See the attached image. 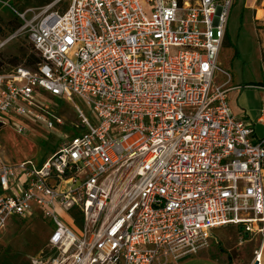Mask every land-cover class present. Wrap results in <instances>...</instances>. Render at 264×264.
<instances>
[{"label": "built area", "instance_id": "obj_1", "mask_svg": "<svg viewBox=\"0 0 264 264\" xmlns=\"http://www.w3.org/2000/svg\"><path fill=\"white\" fill-rule=\"evenodd\" d=\"M233 2L0 0L20 23L0 46L24 32L38 57L0 71V128L65 126L35 93L76 115L40 164L0 149V233L33 208L53 225L30 264H176L229 224L264 238V138L232 112L218 65Z\"/></svg>", "mask_w": 264, "mask_h": 264}, {"label": "rangeland", "instance_id": "obj_2", "mask_svg": "<svg viewBox=\"0 0 264 264\" xmlns=\"http://www.w3.org/2000/svg\"><path fill=\"white\" fill-rule=\"evenodd\" d=\"M4 1L18 10H25L39 9L51 0ZM257 9L262 13L259 18L256 16ZM30 15L28 13L27 17ZM0 16L5 22H15L13 20L15 16L6 5H0ZM228 27L231 30L232 43L227 45L225 38L218 57V65L229 71L231 84L240 83L239 87L242 88L244 84L248 86L264 79L261 72L264 69V49L262 48L264 0H234ZM13 33L5 31L1 34L0 43ZM23 53L31 54L32 48L27 34L20 32L17 37L0 46V58L5 60L3 69L9 70L14 66L12 58L15 56L20 58L17 63L22 64ZM220 81L221 78H215V82ZM35 94L41 103L64 119L65 126L48 129L45 122L27 121L26 131L21 134H17L11 126L0 128V149L9 161L32 159L40 164L63 142L64 132L71 134L73 131L70 124L75 122L76 115L71 101L60 100L46 94ZM74 101L90 119L93 115L91 109L78 98H74ZM65 222L69 224V218H65ZM52 227L51 221L43 217L38 208H33L32 212L24 217H10L0 233V264H30L29 256L37 253L44 246Z\"/></svg>", "mask_w": 264, "mask_h": 264}, {"label": "crops", "instance_id": "obj_3", "mask_svg": "<svg viewBox=\"0 0 264 264\" xmlns=\"http://www.w3.org/2000/svg\"><path fill=\"white\" fill-rule=\"evenodd\" d=\"M246 7L249 8L248 5ZM230 34L231 30L227 26L225 34L227 45L232 43ZM262 35V48L264 49V34ZM261 72L264 77V69ZM257 83L260 85H256ZM239 86L240 83L231 84L227 94L229 106L237 117L251 124L253 138L262 139L264 138V122H261L259 118L264 107V79L248 86L244 84L242 88ZM261 195L264 211V172ZM245 225L229 224L212 229L207 248L200 250L197 254L183 258L176 264H264V238L258 230L261 224H252L253 227L250 231L245 230ZM256 250H260V258L259 261L253 262L254 251Z\"/></svg>", "mask_w": 264, "mask_h": 264}, {"label": "trees", "instance_id": "obj_4", "mask_svg": "<svg viewBox=\"0 0 264 264\" xmlns=\"http://www.w3.org/2000/svg\"><path fill=\"white\" fill-rule=\"evenodd\" d=\"M23 11V10H21ZM13 20L15 22H5L1 16H0V35L4 34V32H8V33H13L14 31H16L20 25L19 21L17 20L16 17H13ZM31 48H32V53L31 54H22L21 58H24L23 61V65L27 66V67H33L37 62H38V57H37V52L34 49L33 45L31 44ZM20 58H18L17 56L12 58V61L14 63V66L19 65L17 62L19 61ZM5 64V60H3L2 58H0V71H3L5 69H3ZM13 66V67H14ZM48 156V155H47ZM24 160V159H23Z\"/></svg>", "mask_w": 264, "mask_h": 264}, {"label": "bare ground", "instance_id": "obj_5", "mask_svg": "<svg viewBox=\"0 0 264 264\" xmlns=\"http://www.w3.org/2000/svg\"><path fill=\"white\" fill-rule=\"evenodd\" d=\"M261 15H262V13L260 12L259 9H257V14H256L257 18H259Z\"/></svg>", "mask_w": 264, "mask_h": 264}]
</instances>
